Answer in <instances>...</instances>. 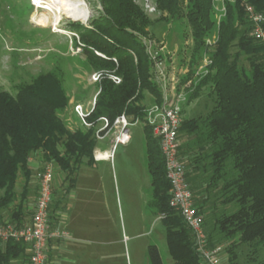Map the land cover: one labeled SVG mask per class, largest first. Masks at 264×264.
<instances>
[{"label":"trees","instance_id":"1","mask_svg":"<svg viewBox=\"0 0 264 264\" xmlns=\"http://www.w3.org/2000/svg\"><path fill=\"white\" fill-rule=\"evenodd\" d=\"M105 16L89 27L70 23L78 37L86 64L96 72L98 94L86 117L97 125L100 118L113 122L124 115L130 124L144 123L143 94L161 102L153 81L154 62L143 39L151 40L150 20L134 0H102ZM168 24L185 21L192 41L189 74L182 85L185 100L198 99L204 90L214 97L203 116L183 119L178 131V158L186 172L193 207L201 218L210 249H226L235 264L242 246L264 247V42L254 38L245 6L264 13V0L224 2V16L216 24L213 0H153ZM216 30L210 45L206 38ZM206 44V45H205ZM210 49H209V48ZM99 54V55H97ZM208 56L206 74L196 76L202 56ZM244 57L248 71L240 67ZM109 76L121 82L116 85ZM15 94L0 91V225L25 226L29 161L38 157L43 167L53 164L64 174L67 191L75 184L80 165L94 163V129L69 130L60 113L68 98L54 74L35 77L16 86ZM179 91V90H178ZM144 128L146 169L150 178L148 207L165 228V243L172 264H200L190 230L169 207V183L158 140ZM22 178L21 191L17 190ZM234 206L231 212L219 208ZM10 211L9 220L2 212ZM219 213V214H218ZM228 243V246L226 245ZM22 243L8 240L0 250V264H12L25 253ZM150 264H163L155 246H149ZM264 264V262L262 263Z\"/></svg>","mask_w":264,"mask_h":264},{"label":"rangeland","instance_id":"2","mask_svg":"<svg viewBox=\"0 0 264 264\" xmlns=\"http://www.w3.org/2000/svg\"><path fill=\"white\" fill-rule=\"evenodd\" d=\"M226 1L233 0H213V19L216 24L224 16L223 3ZM146 2L155 8V12L146 10ZM72 3L82 5L81 8L88 14L87 20L81 22L63 15L55 30L50 26L42 28L31 23L30 18L35 12L31 0H0V91L14 95L16 86L30 84L40 74H54L62 81L69 100L59 115L63 124L71 131L94 129L95 135L100 124L97 122L93 129L84 127L74 112V106L81 105L84 113L90 111L98 94V81L93 79L97 73L86 64L81 44L75 47L74 39L78 40V37L70 32L69 24L79 23L89 27L90 22L105 16V5L102 0H72ZM134 3L151 22V40L143 39L142 42L151 43L150 50L156 55V61L162 62L168 72H173L176 77L174 90L181 92L186 85L182 83L188 78L190 70L192 47L186 22L168 24L159 20L161 14L156 10L153 0H134ZM215 39L216 30L206 38L210 42ZM204 60H208L207 55L202 56L197 70L204 67ZM240 67L248 71V62L244 57L240 60ZM213 102L214 97L208 90H204L198 99L190 103L186 98L181 103L183 119L205 115ZM152 103L153 99L144 93L142 104L148 108ZM143 126L140 122L130 124V141L126 145H117L110 160L95 163L92 167L82 164L76 172V197L90 199L87 214L93 216L95 221L107 222V264H150L147 256L149 246L157 248L163 264H172L165 243V228L158 215L148 207L151 186L146 169ZM113 132L108 136L106 134L101 141L96 140L93 154L104 150L110 152ZM56 173L62 172L53 164V183ZM219 209V213L224 210L231 212L234 206ZM10 213L2 212L4 220H9ZM31 214L32 210L26 204L27 224ZM219 247L222 249V246ZM222 253L227 254L226 249ZM263 262L262 246L257 249L242 246L238 250L236 264ZM221 264L228 263L225 261Z\"/></svg>","mask_w":264,"mask_h":264},{"label":"built area","instance_id":"3","mask_svg":"<svg viewBox=\"0 0 264 264\" xmlns=\"http://www.w3.org/2000/svg\"><path fill=\"white\" fill-rule=\"evenodd\" d=\"M146 10L155 12L147 2ZM248 21L251 23V33L254 38L264 42V13L254 11L248 5L245 6ZM214 42V41H213ZM213 42L207 41V44ZM147 47L149 58L154 62L153 81L158 85L161 93V102L152 103L146 108L144 125L152 129L153 136L158 140L159 150L164 162L165 176L169 183V207L182 218L186 227L192 235V242L196 253L199 256L200 264H219L221 253L220 248L210 249L207 246V237L202 228L201 218L197 215L192 201V193L186 181V172L183 164L178 158V131L182 124V102L185 100L184 89L190 85L187 83L181 92L174 90L173 83L176 77L172 71L168 72L162 62L156 61V55L150 50L151 43L144 42ZM208 61L204 60V67L196 71V76L206 74L205 67ZM172 72V73H171ZM100 75L95 74L93 79L98 81ZM109 79L116 85L121 79L116 76H109ZM175 92H174V91ZM74 112L82 125L86 128H94L95 124L88 123L81 105L74 106ZM100 128L96 129L95 138L101 141L113 132L112 147L108 152L107 160L111 158L117 145H126L130 141L128 119L121 115L113 122L100 118L97 121ZM107 133L104 134V131ZM53 201V166L47 164L38 174V193L32 209L30 222L25 226L16 228L5 223L0 225V243L13 240L24 244L28 253L27 264H47V245L52 238L61 239L67 236V232L54 230L50 222V208ZM164 215H159L161 220Z\"/></svg>","mask_w":264,"mask_h":264},{"label":"crops","instance_id":"4","mask_svg":"<svg viewBox=\"0 0 264 264\" xmlns=\"http://www.w3.org/2000/svg\"><path fill=\"white\" fill-rule=\"evenodd\" d=\"M95 153L93 154L94 163L90 165L91 167L95 163L107 160L96 159ZM41 164L38 157H33L29 161L32 176L28 182L27 206L29 205L31 210L38 193V174ZM22 185L23 180L19 178L18 192L21 191ZM76 186L77 184H74L73 188L67 191L63 173L54 175L50 222L54 230L65 231L67 236L61 239L52 238L48 241L47 264H107V222L106 220L95 221L93 216L90 217L87 214L90 199L77 198ZM3 248L4 243H0V250ZM225 261L230 264L227 254H220L219 264ZM27 262L28 253L25 249L24 255L13 260L12 264H27Z\"/></svg>","mask_w":264,"mask_h":264},{"label":"bare ground","instance_id":"5","mask_svg":"<svg viewBox=\"0 0 264 264\" xmlns=\"http://www.w3.org/2000/svg\"><path fill=\"white\" fill-rule=\"evenodd\" d=\"M35 8L30 20L35 26L42 28H57L61 16L72 20L85 22L88 18L87 12L79 4L72 0H31ZM78 2V1H77ZM88 11V10H87ZM96 159H107V152H96Z\"/></svg>","mask_w":264,"mask_h":264}]
</instances>
